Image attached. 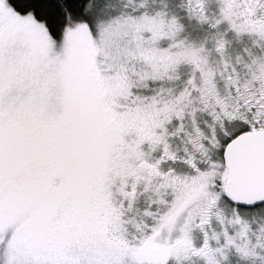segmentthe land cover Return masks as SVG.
Returning <instances> with one entry per match:
<instances>
[{"label": "snow or ice", "instance_id": "snow-or-ice-1", "mask_svg": "<svg viewBox=\"0 0 264 264\" xmlns=\"http://www.w3.org/2000/svg\"><path fill=\"white\" fill-rule=\"evenodd\" d=\"M0 264H264V0H0Z\"/></svg>", "mask_w": 264, "mask_h": 264}]
</instances>
